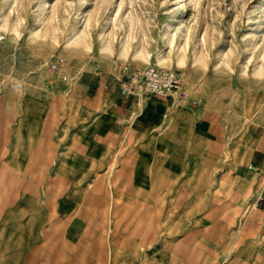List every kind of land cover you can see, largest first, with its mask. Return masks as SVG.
Here are the masks:
<instances>
[{
  "label": "crops",
  "instance_id": "1",
  "mask_svg": "<svg viewBox=\"0 0 264 264\" xmlns=\"http://www.w3.org/2000/svg\"><path fill=\"white\" fill-rule=\"evenodd\" d=\"M121 76L63 110L0 97V264H264V135L227 155L223 126Z\"/></svg>",
  "mask_w": 264,
  "mask_h": 264
},
{
  "label": "rangeland",
  "instance_id": "2",
  "mask_svg": "<svg viewBox=\"0 0 264 264\" xmlns=\"http://www.w3.org/2000/svg\"><path fill=\"white\" fill-rule=\"evenodd\" d=\"M3 107L63 110L125 65L174 69L176 97L223 126L230 150L264 135V0H0Z\"/></svg>",
  "mask_w": 264,
  "mask_h": 264
},
{
  "label": "built area",
  "instance_id": "3",
  "mask_svg": "<svg viewBox=\"0 0 264 264\" xmlns=\"http://www.w3.org/2000/svg\"><path fill=\"white\" fill-rule=\"evenodd\" d=\"M3 38L0 35V41ZM180 88L181 80L172 68L151 64L143 67L127 64L121 72V92L125 97L169 96L178 93Z\"/></svg>",
  "mask_w": 264,
  "mask_h": 264
}]
</instances>
